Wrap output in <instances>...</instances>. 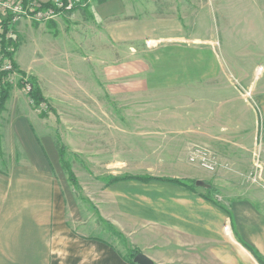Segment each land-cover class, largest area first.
<instances>
[{"label":"crops","instance_id":"crops-1","mask_svg":"<svg viewBox=\"0 0 264 264\" xmlns=\"http://www.w3.org/2000/svg\"><path fill=\"white\" fill-rule=\"evenodd\" d=\"M215 4L107 0L92 4L69 26L58 20L53 25L57 32L70 31L90 53L94 63L85 66L83 76L111 93L144 96L219 78L221 69L212 67L209 50L195 44L209 43L213 21L221 29L230 23L239 29L244 23H226V11ZM245 27L255 29V23L247 21ZM69 39L63 40L65 49ZM15 54L18 70L37 80ZM261 91L255 101L263 111L262 126L252 109L233 99L226 105L220 101L226 109L219 116L205 114L202 145L215 159L214 173L187 160L189 145L199 142L197 135L175 139H187V147L177 142L173 149H163L159 143L161 149L149 163L140 142L129 144L136 153L112 158L116 142L108 135L101 145V129L93 128L92 138L99 142L90 152L92 166L121 163L118 172L123 176L196 182L193 191L160 180L105 186L96 204L113 234L74 196L61 177L51 137L22 90L11 87L0 112V264H130L127 250H137L154 264H259L251 252L264 264V88ZM123 134L145 139L142 131ZM119 147L126 145L120 142ZM100 156L107 160L98 162ZM252 169L259 173L254 185L244 177Z\"/></svg>","mask_w":264,"mask_h":264},{"label":"rangeland","instance_id":"rangeland-1","mask_svg":"<svg viewBox=\"0 0 264 264\" xmlns=\"http://www.w3.org/2000/svg\"><path fill=\"white\" fill-rule=\"evenodd\" d=\"M9 1L12 0H0L2 18L7 12L2 13L4 5L1 4ZM17 1L22 2L24 8L29 5V3L25 5L22 0ZM35 1L37 3V6L33 4L35 11H41L53 10L51 8L53 3L60 0ZM213 1L216 2L214 6H219L226 11L229 21L226 23L232 21L235 23L237 20L244 23L243 27L239 26V29L233 23L221 29L217 21H213L209 43L195 44L201 51L204 48L209 50L212 67L221 69L219 78L211 84L182 85L169 91L151 92L144 96L133 93L126 95L123 92L111 93L107 88L98 85L90 76H83L85 66L94 63L89 57L90 53L85 46H79L76 43L70 31L60 28L57 32L53 25L56 20L65 25H71L76 15L86 13L88 8L97 1L88 0L77 9H74V4L78 3V0L61 1L63 5L71 3V9L53 10L56 16L47 21L36 22L25 16L16 19L15 15H12L15 18L12 22L13 17L5 14L3 24L6 23L7 27L9 26L6 34L10 35L11 41L18 44L15 49L18 63L24 69L29 68L33 74L35 73L38 80L37 82L34 77L26 76L20 73L17 67H12L8 83L11 87L16 86L22 90L31 110L37 113L41 127L51 137L57 150L61 177L71 187L74 196L83 201L85 210L87 209L86 211L90 214L94 212L97 219L104 223L113 234L117 233L112 225L99 215L96 202L105 186L111 185L108 184L110 178L123 176L118 172L122 165L112 162L114 164L110 167L92 166L90 152L93 143L99 142L92 138L93 128L101 129L99 134L101 145H104L107 140L102 138H107L108 135L116 142L115 146H117L113 148L112 158L118 159L123 153L125 155L131 152L136 153L135 147L129 144L140 142L144 144L142 157L149 163H154L156 158L154 152L161 149L159 143H163V149L167 146L166 149H173L172 143L177 142L184 143L187 147L189 142L187 139L185 141L175 139L179 135L185 138L187 135L192 137L197 135L199 142L189 145L187 160L189 164L197 165L207 173H214L216 167L214 171H208L200 166L198 160L190 161L192 156L199 158L203 154L215 160L203 150L202 145L203 122L207 111H212V115L219 116L220 111L224 112L226 109L221 108L222 99L224 105L232 99L241 101L254 111L259 126H262L260 121L263 111L255 101V97L263 93L261 89L264 88V0ZM44 3H51L52 6L41 8L38 5ZM28 15L30 16L31 12ZM247 21L254 22L255 29L246 28ZM218 22L220 23L219 18ZM56 34L57 36H54ZM66 37L70 38L67 43L68 49H65L66 46L63 44ZM147 45L151 44L148 42ZM80 57H84V61ZM9 60L12 65L13 56ZM32 80L39 87L46 105L41 103L35 107L29 99L30 89L27 91L25 87L28 85L30 88L29 83ZM206 101H208L207 108ZM126 117H132V122H127ZM97 120L100 121L99 125L93 123ZM125 131L145 132V139L136 140L131 135L125 138L123 137ZM157 137H163V139H156ZM120 142H123L126 148L121 149ZM61 147L63 148L62 157L60 156ZM256 148H260L259 145ZM104 159L107 160V156H100L98 162H103ZM61 161L68 165L69 171L63 167ZM93 167H99L100 170H93ZM258 176L259 173L255 172V169L244 173L245 180L250 185L256 184V180L259 181ZM121 242L124 241L121 239Z\"/></svg>","mask_w":264,"mask_h":264},{"label":"trees","instance_id":"trees-1","mask_svg":"<svg viewBox=\"0 0 264 264\" xmlns=\"http://www.w3.org/2000/svg\"><path fill=\"white\" fill-rule=\"evenodd\" d=\"M23 3L26 5L29 3V5H35L37 6V3L35 0H22ZM60 1H66V0H60ZM88 0H78V3L74 4V9H77L81 6V4H85ZM97 1L99 3L105 2L107 0H94ZM34 2V3H33ZM40 5L41 8H46V7H51V3H44V4H38ZM34 6V7H35ZM38 9V7H37ZM62 11V10H60ZM2 33H1V51L3 54H5V56L8 59H11L15 49L18 47V44H16L14 41H11L9 38H6V33L8 30V27L5 24H2ZM13 62V61H12ZM12 67L16 68V65L12 64ZM21 73V72H20ZM10 75V73L7 72H3L1 73V79L7 78ZM33 81V82H32ZM29 84H30V91L28 92V97L29 99L32 101L33 105L35 107L39 106L41 103H46V100L43 98V96L41 95L40 89L39 87L36 85V83L34 82V80H32ZM24 84V83H23ZM11 89V85L8 82H5L1 85L0 87V112L3 108L4 102L6 101L7 97H8V93ZM62 151L63 148L61 147L60 149V156L62 157ZM62 160V159H61ZM62 162V161H61ZM63 167H65V169L67 171H69L68 165L65 164V162H62ZM123 180H137L143 183H147L151 180H160V181H165V182H169V183H173V184H178L186 189H189L191 191L194 190L196 183L194 181L191 180H177V179H156V178H152V177H132V176H122V177H115V178H110L108 180V184H114L116 182L119 181H123ZM139 252L137 250H129L127 252V261L130 264H135L133 262V258L136 254H138ZM255 259L257 260V262L259 264H263V261L256 255V253L251 252Z\"/></svg>","mask_w":264,"mask_h":264},{"label":"built area","instance_id":"built-area-1","mask_svg":"<svg viewBox=\"0 0 264 264\" xmlns=\"http://www.w3.org/2000/svg\"><path fill=\"white\" fill-rule=\"evenodd\" d=\"M1 5H4V9L2 10V13L3 11L4 12H7L6 16H12V15H15V18H19V17H27L29 18L30 20L32 21H36V22H39V21H47V20H50L52 18H54L56 16V13L53 12V10H60V9H64V10H69L71 9V6L72 4L71 3H68L67 5H63V2L61 1H55L53 3V10L51 9H45V10H37L35 11V7L34 5H28L26 8H24L22 6V2L20 1H17V0H12V1H9L8 3H3ZM31 12V15L29 16L28 13ZM5 14L3 15L4 17L0 18V87L3 83L5 82H8V78H4V79H1V73L3 72H7V73H12V65L10 63V60L5 56V54L2 53L1 51V33H2V24L4 23L3 21L5 20L6 16ZM13 17V16H12ZM15 18L13 17V21L15 20ZM9 28V26H8ZM6 38H11L10 35L6 34ZM25 89L27 91H29V86L27 85L25 87ZM195 160H198V163L200 164V166L202 168H204L205 170H208V171H214L216 165H215V160L211 159L209 156L203 154L201 155L199 158L198 157H191L190 158V161L194 162Z\"/></svg>","mask_w":264,"mask_h":264},{"label":"water","instance_id":"water-1","mask_svg":"<svg viewBox=\"0 0 264 264\" xmlns=\"http://www.w3.org/2000/svg\"><path fill=\"white\" fill-rule=\"evenodd\" d=\"M133 262L135 264H154L148 257L142 253H138L134 256Z\"/></svg>","mask_w":264,"mask_h":264}]
</instances>
